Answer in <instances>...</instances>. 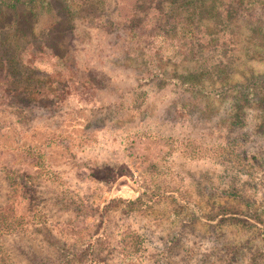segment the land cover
Instances as JSON below:
<instances>
[{
    "label": "rangeland",
    "instance_id": "374dc122",
    "mask_svg": "<svg viewBox=\"0 0 264 264\" xmlns=\"http://www.w3.org/2000/svg\"><path fill=\"white\" fill-rule=\"evenodd\" d=\"M122 2L129 13L131 0ZM54 11L60 17L55 6L37 33ZM70 21L73 30L49 41L68 52L59 90L37 83L21 109L0 100L8 222L7 174L28 178L17 180L20 223L0 231V264H264V133L254 104L236 118L231 101L242 96L229 85L191 92L166 81L191 79L193 61L147 64L156 48L137 65L126 59L136 42L168 35L163 24H139L132 38Z\"/></svg>",
    "mask_w": 264,
    "mask_h": 264
},
{
    "label": "trees",
    "instance_id": "16d2710c",
    "mask_svg": "<svg viewBox=\"0 0 264 264\" xmlns=\"http://www.w3.org/2000/svg\"><path fill=\"white\" fill-rule=\"evenodd\" d=\"M122 5V0H0V100L21 109L31 101L35 84L50 82L59 90L67 77L57 73L65 70L68 52L52 47L49 41L66 30H73L72 17L92 22L94 29L127 30L132 38L136 37L132 33L139 31V24L146 28L163 24L168 35L158 43L155 39L136 42V47L141 49L138 53L133 49L127 52L126 59L135 60L137 65L145 52L156 48L147 64L153 62L161 68L183 60L193 61L197 72L191 74V79L172 77L166 81L191 92L206 91L204 84L211 81L229 85L242 96L238 99L240 103L231 101L230 113L237 118L248 105L254 104L264 133V72L256 73L253 66L254 62L264 65V27L260 18L264 0H131L127 14L120 10ZM55 6L60 17L54 11L57 17L52 16L54 21L49 19L50 27L37 33L41 17L50 16ZM163 46L173 49L176 57L169 60L170 57L162 55ZM239 69L241 72H236ZM40 74L47 77L42 79ZM157 74L151 79L157 78ZM160 76L165 78L161 73ZM7 178L10 193L15 195L3 206L9 209L10 223L0 206V231L5 225L20 223L14 216L17 180L25 186L28 179H17L10 173Z\"/></svg>",
    "mask_w": 264,
    "mask_h": 264
}]
</instances>
